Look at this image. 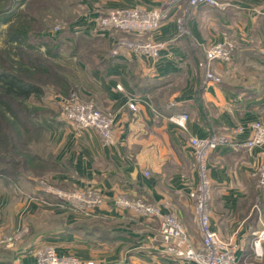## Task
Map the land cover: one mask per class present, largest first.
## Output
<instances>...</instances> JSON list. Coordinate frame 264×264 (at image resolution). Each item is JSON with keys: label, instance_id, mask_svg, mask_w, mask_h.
Wrapping results in <instances>:
<instances>
[{"label": "crops", "instance_id": "0c3cea01", "mask_svg": "<svg viewBox=\"0 0 264 264\" xmlns=\"http://www.w3.org/2000/svg\"><path fill=\"white\" fill-rule=\"evenodd\" d=\"M217 1L197 7L184 1L156 29L140 34L103 28L98 17L118 8L159 7L165 0L80 1V15L66 32L73 53L61 54V74L76 98L116 112L114 142L106 143L94 127L45 116L41 123L51 147L45 156L53 163L46 177L68 189L98 188L105 202L85 216L46 203L37 178L7 185L2 193L5 202L11 196V206L0 208V233L23 224L30 233L0 253V264H36V250L49 245L84 263L193 264L166 251L157 219L114 201L126 194L174 212L200 246L189 197L198 180L190 139L210 135L228 139L208 157L211 226L235 245L238 264H264V240L260 255L254 244L264 230V186L254 175L263 151L236 146L251 138L254 122L264 123V0ZM179 17L186 32H180ZM125 39L166 46L155 58L122 45ZM219 41L233 43L232 59L214 61L220 80H207L199 62L206 47ZM52 94L59 103L66 99L60 91ZM131 97L136 109L128 105ZM178 113L189 115L187 128L169 119Z\"/></svg>", "mask_w": 264, "mask_h": 264}, {"label": "built area", "instance_id": "2783aa9c", "mask_svg": "<svg viewBox=\"0 0 264 264\" xmlns=\"http://www.w3.org/2000/svg\"><path fill=\"white\" fill-rule=\"evenodd\" d=\"M186 1L191 7L200 5H219L217 0H165L164 4L155 8L132 7L118 8L98 17V24L103 28L140 34L156 29L167 19L174 7ZM180 32H186L182 17L177 19ZM122 45L135 51L158 57L166 46L165 41L158 40H131L125 39ZM234 45L229 41H219L208 45L204 57L199 66L205 71V79L219 81L220 78L212 71L214 61L229 62L232 59ZM137 98L131 97L128 105L136 109ZM61 116L64 120L75 124L81 129L96 128L103 140L110 144L114 142L113 127L116 120V112H105L91 102H83L76 99H65L62 102ZM187 113H178L169 116V119L183 128H187ZM242 128L236 129L241 131ZM193 157L198 171V182L190 190L189 197L193 201L195 214L198 219L202 234V243L195 246L186 228L178 216L172 212H164L152 202L142 198H132L126 194L115 198V205L124 209H131L138 215L146 218H154L159 221V232L165 238L168 253L181 257L193 264H238L235 254V245L224 240L211 226V179L209 174L208 157L219 145L228 143L225 137L210 135L207 137H192ZM237 147H259L263 151V160L254 171L258 178V184L264 186V123L256 121L252 124V136L246 141L236 143ZM40 190L54 197L53 201L46 203L74 210L85 216H94L96 210L105 202L101 190L95 187L84 189H64L45 179H39ZM28 231L26 226L18 228L13 234L7 235L2 241H15L20 239ZM264 230L257 232L254 244L260 255ZM36 264H95L94 262H82L74 255L59 254L55 247L45 246L36 250Z\"/></svg>", "mask_w": 264, "mask_h": 264}, {"label": "rangeland", "instance_id": "374dc122", "mask_svg": "<svg viewBox=\"0 0 264 264\" xmlns=\"http://www.w3.org/2000/svg\"><path fill=\"white\" fill-rule=\"evenodd\" d=\"M80 1L81 0H0V73L16 75L24 82L28 84H37L42 89L38 95L32 94L28 98L6 96L4 91L0 90V127L2 125L3 128L4 121H7L8 124L5 128H9L8 132L11 133V122L14 121L13 116L18 115L19 117L28 119L27 115L25 116V114H23L27 112L36 113L32 118L34 122L37 123V125H41L43 129L36 132L32 120H26L25 122L24 119V127L26 130L22 132V141L17 143L18 146L13 154L19 152V147L23 149H27L28 147L32 151L38 150L43 154L50 152L51 147L48 142V136L41 122H43L42 120L45 119V116H60L62 113V102L64 101L59 103L56 99L52 98L53 91L61 92L63 89V91H66V93L62 92L66 95V99L91 102L76 98L75 94L73 95L74 91L72 88H65L62 83L58 82L59 79L52 75L51 70L55 68L56 70L64 71L65 68H63L64 66L59 59L63 60L65 57H62L61 54L73 53L72 45L74 44H71L70 39H67L66 32L71 23L80 15ZM14 117L16 118V116ZM1 143L0 141V146ZM24 143L27 145L26 147H24ZM0 151V153L5 152V155H11L12 153L7 150ZM14 169L12 164H6L0 161V170L7 173L5 174L7 179H20V181H22L26 179V175H30L28 176L29 178H36V175L27 174V171L21 172V169ZM10 171H14L15 174L10 175ZM46 176L45 174L37 175V177H40L37 179H45L50 182L47 180ZM2 177L3 176H0L1 209L6 202L8 206H11V196L8 197L5 202V197L7 196H5L2 191L3 189L6 191L8 190L7 185H13L11 183H6L2 180L4 179ZM68 211L76 212L74 210ZM21 220L22 219H20V221ZM22 226H26L28 231L24 233L20 239L12 242L2 241L5 236L13 234ZM22 226L16 229L8 228L0 233V253L8 252L18 241L28 236L30 233L29 226L27 224H23Z\"/></svg>", "mask_w": 264, "mask_h": 264}, {"label": "trees", "instance_id": "16d2710c", "mask_svg": "<svg viewBox=\"0 0 264 264\" xmlns=\"http://www.w3.org/2000/svg\"><path fill=\"white\" fill-rule=\"evenodd\" d=\"M51 70H52V75L59 79L58 82L62 83V85L65 88L69 89L70 88L69 83L61 74L62 70H56L55 68H52ZM0 84H1L0 90L4 91L6 96H12V97L28 98L32 94L38 95L42 90L39 85L31 84V83L28 84L24 82L18 76L9 74V73H0ZM61 92L66 93V91H63V89ZM23 114H25V116L27 115L28 119L19 117L18 115H14L16 116V118L13 116L14 121L11 122V130H12L11 133L8 132L9 128H5L7 127L6 125L8 124L7 121H4L3 128H2V125L0 127V141L2 142L0 146V150H5V151L7 150V151L12 152L11 155H7V154L5 155V152L0 153V161L5 162L6 164H12V167H14L15 169L17 168L19 170L21 169L22 170L21 172L27 171L28 172L27 174L36 175V178H40V177H37V175H43V174L47 175V172L53 168V163L51 161L50 156L47 157L45 156L46 154H43L41 151H38V150L32 151L28 147L27 149H23L19 147L21 148V149L18 148L19 154L18 153L13 154L14 150L18 146L17 143H20L22 141V137H21L22 132L26 130L24 127L25 125L24 119H25V122L26 120L28 121L32 120L33 122L32 124H34V128L36 132H38L39 130H43L41 125H37V123H35L34 119L32 118L34 115H36V113L26 112ZM26 146L27 145L24 143V147ZM9 173L10 175L15 174L14 171H10ZM5 174L7 173L0 170V176H3L2 178H4V181L6 183L15 184V183L20 182V179H15V180L11 178L7 179L6 178L7 176ZM26 176H25L26 179H30L28 177L30 175H26ZM46 196L48 200L50 201L54 200V197H52L51 195L46 194Z\"/></svg>", "mask_w": 264, "mask_h": 264}]
</instances>
